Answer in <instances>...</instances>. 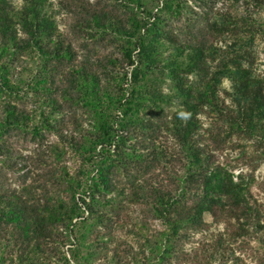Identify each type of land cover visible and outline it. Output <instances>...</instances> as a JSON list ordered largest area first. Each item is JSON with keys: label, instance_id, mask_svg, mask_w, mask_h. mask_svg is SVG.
Returning a JSON list of instances; mask_svg holds the SVG:
<instances>
[{"label": "trees", "instance_id": "trees-1", "mask_svg": "<svg viewBox=\"0 0 264 264\" xmlns=\"http://www.w3.org/2000/svg\"><path fill=\"white\" fill-rule=\"evenodd\" d=\"M260 40L264 0H0V264H264Z\"/></svg>", "mask_w": 264, "mask_h": 264}, {"label": "rangeland", "instance_id": "rangeland-1", "mask_svg": "<svg viewBox=\"0 0 264 264\" xmlns=\"http://www.w3.org/2000/svg\"><path fill=\"white\" fill-rule=\"evenodd\" d=\"M17 4L21 2V0H16ZM61 27L64 28V25L61 24ZM264 42L262 40H260L257 44V50H258V63H257V73H262L264 72ZM224 87L226 88H230V81L229 80H225L224 82ZM207 125V123H205ZM263 167L258 171V175H262L263 174ZM255 192H257L258 190L257 189H254ZM206 219L210 222L213 221V218L212 216L209 214V213H206L205 215ZM161 226L160 222L158 220H155L153 222V227H159ZM212 229H215V230H219V229H223V225H217V224H213L212 225ZM198 237V236H197ZM246 259H247V262L252 264L253 262V259L251 257H248L246 256Z\"/></svg>", "mask_w": 264, "mask_h": 264}]
</instances>
